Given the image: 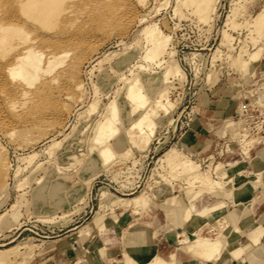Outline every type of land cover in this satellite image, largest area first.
Segmentation results:
<instances>
[{
  "label": "rangeland",
  "instance_id": "rangeland-1",
  "mask_svg": "<svg viewBox=\"0 0 264 264\" xmlns=\"http://www.w3.org/2000/svg\"><path fill=\"white\" fill-rule=\"evenodd\" d=\"M91 1L97 6L87 8L88 13L87 9H78L69 14L67 20H73L72 26L61 23L54 32L30 34L33 42L28 43L45 54L49 51L67 53L58 55L56 61L65 58L64 62L39 82L31 86L24 80L12 78L5 68L10 53L0 55V264L102 261V251L110 254L116 251L108 245L110 242H121L130 224L138 226L132 214L134 208L128 207L122 213L124 202L120 198L125 201L131 195L145 196L146 206L140 207L138 216L150 217L154 213L152 226L165 231L168 225L156 216L159 203L175 198L187 203L196 192L183 177L174 176L176 171L171 165L176 159L188 156L202 168L212 160L213 172L225 168V173H229V163L241 155L264 154V134L246 127L247 113H244L247 103L264 106V0H208L210 8L204 4L195 7L194 3H184V0ZM4 2L6 0L0 2V13L8 4ZM146 25L155 26L159 39L165 43L164 52L151 58L146 57L151 47L143 31ZM61 30L63 35L67 32L69 35L64 40ZM52 36L61 39L51 44ZM257 50L258 55L249 58ZM114 53H129V61L112 68L109 59H115ZM160 63H178L185 75L178 74L163 82L162 93L150 96L148 109L158 102H172L169 114L161 111V122L156 124L146 148H141V138L136 141L139 147L128 141L129 126L124 119V122L120 120L121 125L114 123L115 133L103 136L100 141L112 142L119 135L125 146L103 157L99 145H94V120L101 118L103 112H109L107 106L111 100L127 101L124 89L119 90L124 80L140 72H159ZM219 81L237 88L230 101H221L234 111L204 128L196 117L197 106L204 102L206 91ZM77 82L82 83L81 89L75 88ZM22 91H28L27 97L31 100L11 110L9 102L21 98ZM118 92L122 95L120 98ZM94 98L99 107L86 112L87 104ZM240 118V125L257 140L247 137L240 140L244 132L237 124ZM188 136L197 143L199 137L202 138L201 146L195 150L181 145ZM228 144L232 146L229 153ZM244 148H249L248 154L241 153ZM175 151L179 153L176 158ZM210 155L214 158H209ZM93 159L95 164L90 166ZM240 165L239 169L250 168L249 163ZM238 177L239 181L233 185L246 175ZM132 190V194H126ZM40 191L45 198L39 196ZM225 194L230 196L231 192ZM201 199L195 202L196 214H202L207 208L197 210ZM212 199L215 197L204 195L203 202ZM263 203L264 195L258 201L259 205ZM223 205L226 207L225 203ZM110 208L114 210L111 212ZM238 208L241 209V205ZM96 214L101 216L94 218ZM112 215L116 216L115 222L108 219ZM216 215L221 217V214ZM216 215L213 217L217 218ZM168 218L171 220L170 216ZM190 222L197 224L193 216H188L184 224L188 232L194 231L189 228ZM205 223L208 222L200 221L202 226ZM89 225L88 234L80 233ZM100 225L108 228H98ZM208 227L207 224L198 231L208 235ZM97 237L101 238V245ZM245 240L236 239L230 245L239 247ZM182 247L178 248L182 250ZM84 252L89 258L82 255ZM161 252L163 254V250ZM129 256L125 251L126 261L132 260ZM163 261L166 259L162 255L155 258V262Z\"/></svg>",
  "mask_w": 264,
  "mask_h": 264
},
{
  "label": "bare ground",
  "instance_id": "bare-ground-1",
  "mask_svg": "<svg viewBox=\"0 0 264 264\" xmlns=\"http://www.w3.org/2000/svg\"><path fill=\"white\" fill-rule=\"evenodd\" d=\"M189 2L194 3L195 7H198L200 4H204L206 5V8H210L208 0H184V3ZM4 3H8L9 5L7 4L6 9H4V11L0 13V55L5 56L10 53L9 61L7 62V65L5 67L6 71L11 74L10 76H12V78H19L21 79V81L24 80L26 83H28L27 85L30 84L31 86L37 81L39 82V80L44 78L46 75L50 74L56 66L62 64L65 58L60 61H56V59L58 55H66L67 53L49 51L47 54H45V52L41 49H37L34 45L28 43L30 40V34L33 32H42L44 34L47 30L53 31L55 30L56 26L61 23L65 26L70 27L73 24V20H67L69 14H73V12L78 11V9L85 10L87 8L97 6V4H95V2L91 0H8V2L6 0V2ZM88 12L89 11L87 9V13ZM65 26H63L62 28L63 30ZM143 31L146 34L148 41L151 42V47L146 52V57L151 58L153 57V55H159L163 53L165 43L161 42V40L159 39L158 29H156L155 26L146 25L143 27ZM60 32L63 35L62 30ZM47 33L46 36H48ZM67 33L61 36L62 39L69 36L67 35ZM61 37L59 38L61 39ZM57 39L58 38L53 39L52 36V39H50V43L55 44ZM60 39L58 40L60 41ZM31 41L32 40H30V42ZM258 52V50L254 51L252 54H250L251 57L249 56V58H255L258 55ZM113 55L115 56V59H109V63L112 68L120 67L121 64L129 61L130 57L129 53H114ZM159 67V69L161 70L159 72H140V74L134 75L131 79L124 80L123 85L119 90L124 89L125 93L124 91L123 93L127 101L119 100V103L116 101V103H118L117 105L115 103V99L111 100L109 104L107 103V109L110 107L109 112L105 111L106 113L108 112L110 114L107 115L103 112L104 115L102 114L103 116H101V118H96V120H94L96 122V136L94 138V145H99V150L103 157H109L111 156V154H113V149L121 150L125 146V141H122L119 135H116L115 139L112 142L102 143L103 140L100 141L103 136H108L115 133L116 126H114V123L121 125L124 119L125 123L127 122L126 124H128L129 126L126 132L128 141L137 147V143L139 142H136L137 138H141V141L139 142L141 144L140 146H142L141 148H146L153 138L156 124H159L161 122V111L164 110V115L169 114L170 109L173 106L172 102H158L148 109L151 99L150 96L154 94L157 95L156 93L161 91V85L163 82L169 81L172 77L178 74L182 76L185 75L178 63H175L173 65L160 63ZM105 76H107V74H105ZM75 88L81 89L82 83L77 82L75 84ZM40 89L41 87L35 90V93L37 94ZM119 92L117 96L118 98L122 96ZM96 93L97 90L94 91V95H96ZM20 94L21 98H14L9 102V108L11 110H15L16 107L19 106V104H25L26 102H29L31 100L30 97H27L28 91H22V93ZM256 100L260 104H262L260 99L256 98ZM7 101L9 100L7 99ZM129 103L132 104L129 105ZM98 107V100L97 98H94L87 104L85 111L93 112ZM251 108L255 109L256 111H250ZM244 113H247L246 127L251 129L252 132L258 131L264 134V120H262V117H259H264V106L247 103L244 106ZM120 115H123V118H120ZM237 124L244 131L242 134H240L241 141L246 137L250 138V140L258 139L250 136L248 134V131L245 130L246 127H244V125H240L241 118L237 121ZM133 128L137 129L138 131H132ZM173 150L174 149H172V151ZM231 151L232 146L228 144L227 153ZM248 152L249 148H244V150L241 151L242 154H248ZM173 156L174 158H176L179 156V153L175 151ZM209 158L214 157L213 155H210ZM212 163L213 162L211 160L206 167L202 168L199 167L200 165L196 164L188 156H183L179 159H176L175 162L171 165V169L176 171L174 176L178 178L183 177L186 180L188 186L195 189L196 192L190 197L187 203H182L175 197V200H171L170 202L159 203L158 212L156 214L159 220H163V216H165L166 218V221L164 222L166 223V225H168V228L165 230V239L169 243L170 240H172V243H174L177 248L180 245L184 246L182 247V251L193 257L199 258L200 264H206L207 261H210L211 264H215L214 261L220 264L219 259L222 250L226 254H232L234 251L235 247H233V244L230 245V242L236 241V239L248 237L243 229V222L250 220H255L256 222L259 216L263 214L261 212L262 209L261 211H254L252 208H248V210L244 214H242V216H239V213L234 209H228L227 207H225V205H223V203H225L224 201H220L219 203H216L212 206H207V208L203 210L202 214H196L195 202L200 199L202 192H208L212 195L223 196L227 191H230V204L231 206L236 207L238 205H242L245 201L252 198L251 194L249 193V185L257 183L260 180L261 174L256 172V170L248 171L246 169H237V171H235L230 169L231 171L226 174L225 168H219L217 171L213 172L214 169ZM89 164L90 166H93L95 164V160H90ZM4 165L7 166V163L4 162ZM209 173H213L214 176H204V174ZM239 174H245L246 177L242 179L240 183L233 185L232 183H234L235 177ZM249 174H251L252 176H248ZM42 188L43 185L39 187L40 190ZM176 191H178V189ZM38 194L42 199L46 197V195L42 193V191H40ZM174 196H176V192L174 193ZM120 200L124 202L123 206V203L120 201L123 206L122 213H124L125 210L128 209V207H132L134 208L132 210V214L134 215L135 219H137V216L141 212L140 207H145L147 202L145 196L140 197L139 195L128 199L126 198L125 201L121 198ZM116 202L113 201L114 204H116ZM110 210L112 212L114 208H110ZM217 213L221 214V217L218 219L216 218V227L211 229L212 233L208 235L201 234L198 231V228L202 227L200 221L209 222ZM99 216L101 215L96 214L94 218H98ZM168 216L171 217V220H168ZM188 216H193V219H195L197 223L196 226H194V231L188 232L186 227H184L186 218ZM108 219L112 220L113 222L117 220L115 215H112V217L110 216ZM261 223L262 222H259V224ZM89 227L91 226L89 225L83 232H81L80 230V233L88 234L90 232ZM101 227L105 229L108 228V226L104 225L98 226V228ZM134 228L135 227L133 226V223L129 225V229L133 230ZM224 232H226L225 237L223 234ZM261 240L262 232H259L256 236L252 237L250 241L254 245H258ZM75 250L77 253L79 252L78 249ZM161 251L162 249H160L157 244L152 258L149 260V262L146 263L178 264L177 256L171 255L170 258L166 259L164 257L165 253L163 252V254H161ZM104 253L110 255V253H107L105 251ZM82 255L87 254L84 252ZM159 255H162V257L165 258L166 261L155 262V258ZM87 258H89V255H87ZM111 260H113V258ZM79 262H84V259H79ZM4 264L13 263L4 262ZM40 264H44V262L41 261ZM108 264H113V262H109Z\"/></svg>",
  "mask_w": 264,
  "mask_h": 264
},
{
  "label": "crops",
  "instance_id": "crops-1",
  "mask_svg": "<svg viewBox=\"0 0 264 264\" xmlns=\"http://www.w3.org/2000/svg\"><path fill=\"white\" fill-rule=\"evenodd\" d=\"M236 89L237 88L235 87V85H231V84H227L226 82L219 81L212 88L206 91L204 102L197 106V112H196L197 113L196 117L198 118L200 125L202 127L206 128V125L208 123H215L218 119L226 117L227 115H229L230 113L234 111L232 108H228L225 103L222 104L221 101H226V102L230 101L233 95H235ZM262 93L264 95V90L262 91ZM200 116L202 118H200ZM198 142L199 143H197V140L196 141L191 140L190 136H188L186 139L183 138V141H181V145L186 144L187 147L196 150L199 146H201L202 138L199 137ZM243 163H249L250 165V168H245L246 170L248 171L256 170V172L260 173L261 175H260V180L257 183H253L249 185V190H250L249 193L251 194L252 198L245 201L241 205L242 207L241 209L238 208L240 205L236 207H233V206L230 207L231 205L230 196L228 194H225L223 196H214L212 194H209L208 192L202 193L201 195L202 199L201 201L198 202V205H197V210H201L202 208L209 206L208 205L209 203L214 204L219 201H224L226 204V207L230 209H234L236 212L239 213V216L240 215L242 216V214H244L248 210V208H252L254 211H257V210L261 211L262 209L261 212L263 214H261L257 220L262 223L259 224V222L257 221L255 222V220L244 221L243 229L245 233L248 235V237L246 238L245 241L242 242L241 246L234 248V251L232 254H229V253L226 254L222 250L221 256L219 259L220 264H264V250L262 251V248L264 246V243H263V240H264V207L263 206H264V203L262 205L258 204L259 199L263 197L264 195V154L260 152L259 154L256 153L252 155V152H250L248 155H241V158L237 159L236 161H231L229 163V165H231L230 169L237 171V169L242 168L240 164H243ZM238 176L239 175L235 177L234 183L232 184H235V181H239ZM257 187H260V188H257ZM132 193H133V190L127 192L126 194H132ZM204 195L213 196L215 197V199L203 202ZM134 196L135 195H131L129 196V198L130 197L132 198ZM152 215L150 217L149 216L147 217L138 216L137 217V221H138L137 228H134L133 230L131 229L126 230L121 242L113 240L112 242L108 244L114 247V249L116 250L115 253L108 255L102 251V261L91 260L88 263L87 262L86 263L87 264H105L106 262L108 264L109 260H111L112 258L113 259L117 258L115 262L113 261V264H148L146 262H149V260L152 258L154 250L156 249V246L158 244L159 248L162 249L163 252H166V255L164 254V257L166 259L170 258L171 255H175L178 258V264H200L199 258L193 257L183 252L181 249L177 248L174 243H172V240H170V243H169L165 239V231L158 229L157 226L156 227L152 226V224H154L155 222V219H152ZM219 216L220 215H216L215 217H217L218 219L220 218ZM215 220L216 218L213 217L208 223H205L203 225V226L207 224L209 225L208 227V232H210L209 234L212 233L211 229L214 228V225L216 223ZM163 221H166L165 216H163V220L161 222L163 223ZM203 226L201 227V229H203ZM189 228L190 229L194 228L193 222H190ZM259 232H262V240L258 245H254L253 243H251L250 240L252 237L256 236ZM223 234L225 237L226 232H224ZM97 241H99L100 242L99 244L101 245L102 240L100 237H97ZM100 245H98V247ZM98 247L96 249L97 251H98ZM124 247L126 248L122 252ZM125 251L130 254L132 260L126 261L124 259ZM56 252H59V251L57 250ZM60 254L64 256L62 253ZM110 256L112 257L110 258ZM214 263L218 264L216 261H214ZM206 264H211V262L207 261Z\"/></svg>",
  "mask_w": 264,
  "mask_h": 264
},
{
  "label": "built area",
  "instance_id": "built-area-1",
  "mask_svg": "<svg viewBox=\"0 0 264 264\" xmlns=\"http://www.w3.org/2000/svg\"><path fill=\"white\" fill-rule=\"evenodd\" d=\"M250 111H253V112H255L256 110H255V109H253V108H251V109H250ZM259 117H262V118H263L262 120H264V117H263V116H259Z\"/></svg>",
  "mask_w": 264,
  "mask_h": 264
}]
</instances>
